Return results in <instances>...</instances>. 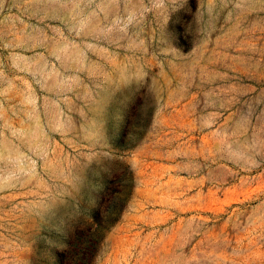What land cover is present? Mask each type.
Masks as SVG:
<instances>
[{"label":"rangeland","instance_id":"1","mask_svg":"<svg viewBox=\"0 0 264 264\" xmlns=\"http://www.w3.org/2000/svg\"><path fill=\"white\" fill-rule=\"evenodd\" d=\"M0 264H264V0H0Z\"/></svg>","mask_w":264,"mask_h":264}]
</instances>
